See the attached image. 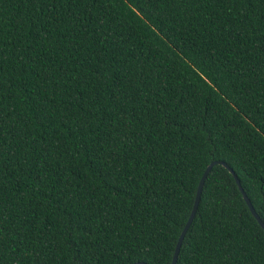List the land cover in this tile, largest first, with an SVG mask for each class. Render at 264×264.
Returning <instances> with one entry per match:
<instances>
[{"label": "trees", "instance_id": "trees-1", "mask_svg": "<svg viewBox=\"0 0 264 264\" xmlns=\"http://www.w3.org/2000/svg\"><path fill=\"white\" fill-rule=\"evenodd\" d=\"M264 264V0H0V264Z\"/></svg>", "mask_w": 264, "mask_h": 264}, {"label": "water", "instance_id": "water-1", "mask_svg": "<svg viewBox=\"0 0 264 264\" xmlns=\"http://www.w3.org/2000/svg\"><path fill=\"white\" fill-rule=\"evenodd\" d=\"M221 163L222 165L226 166L229 171L233 174L235 180H236V183L239 187V190L241 191L242 193V196L246 202V204L248 205L252 215L256 218V220L258 221V223L261 225V227L264 229V222L262 221V219L260 218V216L257 214V212L255 211L250 199L248 198V196L246 195V193L244 192L236 174L234 173V171L227 166L226 163L224 162H219ZM215 164V162H211L210 164H208V166L205 168L200 180H199V183H198V187H197V191H196V195H195V199H194V203H193V206H192V209H191V212L188 216V219L178 237V240L176 242V246H175V249H174V252H173V256H172V260H171V264H176V260H177V256H178V253H179V250H180V247H181V244H182V241L184 239V236L196 214V211H197V207H198V203H199V200H200V196H201V192H202V188H203V184H204V180L207 176V174L209 173V171L211 170L212 166Z\"/></svg>", "mask_w": 264, "mask_h": 264}]
</instances>
